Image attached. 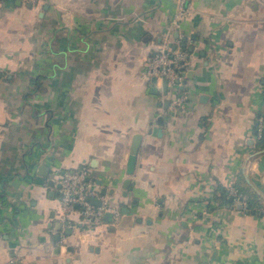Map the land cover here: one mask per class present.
<instances>
[{"label": "crops", "instance_id": "crops-1", "mask_svg": "<svg viewBox=\"0 0 264 264\" xmlns=\"http://www.w3.org/2000/svg\"><path fill=\"white\" fill-rule=\"evenodd\" d=\"M180 1L0 4V264H264V217L215 200L264 213V0ZM175 41L164 88L145 64ZM81 166L117 220L62 222L54 177Z\"/></svg>", "mask_w": 264, "mask_h": 264}, {"label": "built area", "instance_id": "built-area-1", "mask_svg": "<svg viewBox=\"0 0 264 264\" xmlns=\"http://www.w3.org/2000/svg\"><path fill=\"white\" fill-rule=\"evenodd\" d=\"M5 1L7 0H0V4ZM21 1L37 5L44 0ZM183 4V0H181V7H183ZM188 57L189 54L181 47L180 41L164 43L158 46L156 52L146 61L143 75L147 78L166 79L167 84L172 88L183 86L188 71ZM180 102H182V98L178 97L172 104L175 106ZM54 178L58 186L61 220L67 227H73L69 221V215L75 211L76 207L81 215L80 225L88 228L100 225L106 211H111L114 220L118 219L120 215L118 209L110 210L105 202L98 207L91 203V196L94 195L97 186L90 179L86 167L81 166L73 170L63 171L55 175ZM230 194L237 195L234 204L240 205V210L245 212L247 207L246 198L236 194L233 188L230 189ZM64 241V236H61L60 245H64Z\"/></svg>", "mask_w": 264, "mask_h": 264}, {"label": "trees", "instance_id": "trees-1", "mask_svg": "<svg viewBox=\"0 0 264 264\" xmlns=\"http://www.w3.org/2000/svg\"><path fill=\"white\" fill-rule=\"evenodd\" d=\"M261 141H264V135H262ZM216 184V192H218V196H216L215 199L216 202L222 206L229 205L232 207L237 195H230V189L220 185V183ZM232 188L236 191V194L242 195L246 198L247 207L245 214L264 217V213L261 211V204L254 196L247 195V193L243 191V189H241L237 184L233 185Z\"/></svg>", "mask_w": 264, "mask_h": 264}, {"label": "water", "instance_id": "water-1", "mask_svg": "<svg viewBox=\"0 0 264 264\" xmlns=\"http://www.w3.org/2000/svg\"><path fill=\"white\" fill-rule=\"evenodd\" d=\"M29 6H31V5L29 4ZM155 80L156 79H153V81H155ZM166 85H167V81H166V79H163V87L166 88ZM140 142H141V137L139 135H136L133 138V141H132V144L130 147V156H129L128 163H127V170L129 173L133 172L135 160H136V155H137V152H138V149L140 146ZM100 204H101V202H99V201L96 202L97 206H100ZM104 219L107 222H111L112 221V214L110 212H106L104 214Z\"/></svg>", "mask_w": 264, "mask_h": 264}, {"label": "rangeland", "instance_id": "rangeland-1", "mask_svg": "<svg viewBox=\"0 0 264 264\" xmlns=\"http://www.w3.org/2000/svg\"><path fill=\"white\" fill-rule=\"evenodd\" d=\"M231 189V188H230ZM231 195V194H230Z\"/></svg>", "mask_w": 264, "mask_h": 264}]
</instances>
